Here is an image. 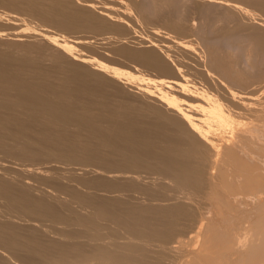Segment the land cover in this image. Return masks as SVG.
<instances>
[{"label": "bare ground", "instance_id": "obj_1", "mask_svg": "<svg viewBox=\"0 0 264 264\" xmlns=\"http://www.w3.org/2000/svg\"><path fill=\"white\" fill-rule=\"evenodd\" d=\"M66 1L64 8L58 3L40 8L33 2L27 11L40 17L42 22L45 21L43 23L49 22L69 30L87 28L90 21L102 22L104 26H95L93 30L104 38V35L122 31L115 14L110 19L111 13L106 12L109 17L102 13L99 15L100 12H92L89 6H73L75 4L70 0ZM180 1L169 0V4L154 1L149 6H137L136 10L143 20L160 17L158 14L166 8L173 9L174 16L165 20L163 27L175 31L181 37L178 39L182 40L196 25L193 21L186 25L187 28L180 24L181 18L177 15ZM251 3L264 11V0H251ZM10 4L15 5L14 2ZM106 13L103 10V14ZM258 25L264 28L263 22ZM260 28L251 26L239 31H251L253 38H250L256 45L252 47L255 49L254 58L264 65V29L260 31ZM228 35L231 34L226 33L223 38H231ZM208 41L200 37L198 47L193 44L199 48L197 54L192 52V42H181L182 45L178 42V46L170 44L171 54L164 50L165 55L175 57V64L182 67L181 71H185L183 73L190 77V81L192 78L191 82L178 78L179 74L169 65L170 61L167 59V63L165 58H159V54L150 48L139 52L133 49L130 59L145 62L148 67L142 64L143 68L151 69L152 73L146 69L149 74L140 72L139 76L131 78L151 82L156 88L151 91L157 94L155 97L158 99L140 92L137 94L140 104L131 99L134 95L131 93L126 96L130 95V99L125 98V94L124 99L103 95L107 85L98 81L105 79L106 71L96 73V68L81 63L57 65L51 59L52 63L45 65L47 59L42 54L33 58L29 55L14 58V54L0 53V150L4 153L22 158L21 161H66L80 165V168L72 169L77 172H84L87 170L85 166H92L94 169L87 173L97 176L101 172L108 173L105 179L112 183L95 176H87L85 180L84 175L82 179L89 188L113 189L115 185L110 179L122 174L126 179L130 177L138 181L136 174L143 169L162 172L159 174L173 177L174 181L194 190L193 194L181 196V192L179 195L172 191L174 187H168V182L173 179L165 181L162 177V187L167 186L174 192L168 193L167 189L166 194L160 193L164 196L162 199L158 193L159 197L153 195L159 199L147 200L145 191V194L139 193L141 196L128 191L131 194L124 195L126 198L122 195H110L108 198L96 193L82 194L84 192L62 184L58 188L57 184L50 187L51 178L50 182L46 179L49 183L44 180L46 185H42L41 181L48 177L47 170L19 163L20 166L16 163L17 168L6 164L7 161L4 163L1 158L0 199L12 207L8 206V210L15 209L19 214L14 216L9 212L7 218L0 220V256H3L0 264H264V69L260 71L262 65H258L259 71L247 74L243 68L240 70L239 65V69L236 68L228 53L222 54L215 48L216 44ZM200 57L206 59L207 66L215 75H219L226 90L220 89L216 80L214 83L201 73ZM61 58L57 55L54 62L58 63ZM256 65L254 69L257 70ZM91 82L96 84L91 85ZM53 166L63 169L62 172L71 171L62 165L49 167ZM53 179L52 183H56ZM130 180L127 184L132 182ZM54 192L69 195L68 200L58 195L57 198ZM62 208L74 214V220L89 224L92 229L96 227L91 218L95 213L115 223L130 237H123L125 232L123 236L118 232L121 237L115 241L97 236L73 238L71 233L72 238L69 239L68 228L76 225L68 224L65 214H61ZM20 213L24 218L17 217ZM40 219L49 220L52 224L39 223ZM221 224H224L223 229ZM83 233L87 235L88 232ZM136 237H147L148 241L149 238L154 239L158 244L161 242L151 252L155 257L144 252L150 250V244L136 242ZM116 245H121V249L122 245H136L145 254L131 257L129 252L126 256L125 252L124 255L116 251ZM111 246L115 250L110 249Z\"/></svg>", "mask_w": 264, "mask_h": 264}, {"label": "rangeland", "instance_id": "obj_2", "mask_svg": "<svg viewBox=\"0 0 264 264\" xmlns=\"http://www.w3.org/2000/svg\"><path fill=\"white\" fill-rule=\"evenodd\" d=\"M1 1H0V53H2L3 55H11L12 54L11 56H13V54H14V56H13L14 58H17L18 56L25 58V55L26 56L29 55V56H31V58H33V57H36V56L42 54V56L46 57V59H47L44 62L45 65H50L52 62L54 64H57V65H66V66L68 64H77V63L80 65V63H81V65H84L86 67H91L92 69L96 68L95 69L96 73H102V72L105 73V71H106L109 74L105 73V79L98 81V82L99 83L101 82L102 84L107 85V87L104 88V90L102 91V94L107 96V97H109V95H110L111 98L114 97L115 99H124V94H125V98L130 99V97L134 94L131 97V99L134 102L137 100V102H138L137 104H140V102H141L140 98L138 97L140 92L142 94L146 95L147 97H149V96L151 98H154L155 96L157 97V94L155 92H153L156 88L154 85H152L151 82H147V81L144 82V81H142L143 80L142 78L141 79L140 78L139 79H137V78L132 79L131 78L134 76H136V77L139 76L140 72H141V74H143V73L149 74L150 73L149 71H151V73H152V70L149 68H148L149 71L146 73V71L148 69L143 68V65H144V67L145 66L148 67V65H145V62L143 64V62L142 63L141 62L139 63V61L135 62L136 61L135 59H133V60H135L133 62V60L130 59V53L133 52V49H135L134 52H137V51L139 52V51H146L150 48L149 49L150 51H154L157 55L159 54L158 55L159 58H165L166 62L168 60L170 61V62L168 61L169 65L171 67L173 66L174 71L177 72L176 74L180 75V76L178 75V78L180 77L181 80H185V81L189 80L190 81V77L186 76V74L183 73L185 71L184 70L181 71L182 67H180L179 65H176L177 62L174 59L175 57H173V58L171 57L172 58L171 59L169 55H165L166 53L168 54V52H169L168 47L170 46V44L178 46L179 45L178 42L181 44L182 40L187 35L188 36L185 38L186 40L185 41L183 40L182 43L185 42V43L191 44V42H192V47H194L193 51H192L193 54L199 53V51H198L199 48L197 49L196 47H198V41H199V38L201 37L202 39H204L206 41L209 40L208 42L212 41L211 43L216 44L215 48L218 50H221L220 52L222 54L228 53L227 55L230 56L231 59H233V61L232 60L231 61L234 63V65H236L237 69H239L238 67L240 66L241 67L240 70L243 68V71L248 72L247 74H250V73L252 74L253 72L256 73V71H259V68H257L258 65H259V67L261 65L263 66V68L261 66L260 71H262L264 69V65L259 64L260 61H259V63H257L256 62L257 58L256 57L254 58L255 49L254 48L252 49V47H254L256 45L254 44V42H252L253 36H251L252 35L250 33L251 31L242 32V33H241V31H239L240 29H245L246 27H251V26H253V28H258V27L260 28V26L258 24H260L261 22L264 23V11L260 10L257 7H254L253 4L251 3V0H181L180 1V7L178 9V11L180 10V12L177 13V15H179L181 18L180 24H182L183 26L185 25L184 27H186V25L190 24L193 21L194 25H196L195 27L193 26L194 28H192L191 32L190 31L187 32V35L184 38H182V40L178 39L181 37L175 31L167 30L163 27V22L165 20L171 18L172 16H174L173 14H175L174 13L175 11L173 9L166 8L163 11H160V13L158 14V16H160V17H157V18L156 17H150V18L143 19V20H142V16L136 10L137 6H139V5L149 6V4L154 2V1L158 2V3L169 4V0H70L71 3L75 4L73 6H89V9H91L92 12H94L96 14H98L100 12L99 15L102 13V15L108 16V17H109V14H107V13H111L110 19L113 18L114 14L118 17L117 18V19H119L118 23H119L123 32L121 31L122 33L120 32L118 34L104 35V36H106L107 39L104 38L101 34H99V32L93 30L95 26H98V25L101 26V24H102V26H104L102 22L98 23L95 21L94 22L88 21L91 24V26H88L89 23H87V26H86L87 28H84V27L83 28L80 27L81 29L80 28H77V29L76 28H74V29L70 28V30H69V28H65V29H67V30H65L64 28H59L58 26L56 27V25H53L52 23H49V22H46L47 24L43 23V22H45L44 20L42 22L41 21L42 19L40 20V17L37 18L35 14H34L35 15L34 16L33 14H31L32 12L30 13V11H27V10H29L31 3H33V2H36L37 6L40 8L51 7V5L54 3H58V5H61L64 8L66 6V2H68L66 0H16V2L14 0H4L6 2H4V1L1 2ZM12 2H14L17 7L14 8L15 5L10 4ZM5 4L8 7H6ZM68 7H70V6H68ZM101 10H102V12H101ZM103 10H104V13L107 12L106 13L107 15L103 14ZM115 15H114V17H115ZM182 15H183V17H182ZM148 19H149V22H148ZM108 21H109V19H108ZM257 21H259V22H257ZM93 23H94V26H92ZM254 24L258 25V27H256V25H254ZM99 27H96V28H99ZM110 27H112V26H109V28ZM71 29H73V30H71ZM116 29H117V27H116ZM262 29H264V28L261 27L258 30L262 31ZM224 31H226L225 34L226 33L231 34V35H228L231 38L224 39L223 38L225 35V34H223ZM234 33L236 35H234ZM248 33H250V34H248ZM246 34H248V35H246ZM256 34H257V32H256ZM206 35L207 36L209 35L208 38ZM219 35L222 36L221 39L223 41L220 39L221 42L219 39H217V38H220ZM241 35H242V37H244L243 39H241L242 38ZM250 36L252 38H250ZM188 39L190 40L189 42H188ZM169 40L171 42H169ZM216 40H218V41H216ZM224 40L227 42H225ZM167 41L169 43H167ZM173 41H175V43L177 45ZM142 42H143V44H142ZM219 42L221 44H219ZM246 42H248V43H246ZM151 44H152V46H151ZM166 44H167V46H166ZM213 44H211V45L214 46ZM243 47H245V48L247 47V48L245 49ZM164 50H165V52L166 51L167 52L165 53ZM222 50H224V51L222 52ZM128 51H129V53H128ZM169 53L171 54V52H169ZM160 54H161V57H160ZM244 54L247 56L246 59H245ZM57 55H61L62 58L59 60L58 63H55L54 59L57 57ZM196 56H199V54ZM20 57H18V58H20ZM250 57H252L253 59L252 58H251L252 60L249 59ZM234 58H235V60H234ZM241 58L242 59L244 58V59L242 60ZM50 59L52 60V62L50 61ZM165 59H162V60H165ZM236 59L238 60L239 63L237 62ZM199 60L201 62L200 63L201 64L200 65L201 66V73H203L204 76H206L207 78L212 80L214 83L217 82L218 86H220V89L226 90L227 88H226L225 84H222L223 81L221 82L220 77H218L219 75H217V74L215 75L214 72L212 71V69L207 66L208 64H206V62H207L206 59H204L203 57H200ZM245 60H247V61H245ZM250 60L252 61L254 67L252 66V63ZM249 62L251 63V65ZM134 63H136V64H134ZM243 63H245V64H243ZM93 65H94V67H92ZM205 65L210 69L207 70L208 68ZM255 65H256L257 70L254 69ZM176 66H177V68H176ZM140 68H141V70H140ZM247 68H249V69L251 68V70H249ZM144 69H145V71H144ZM207 71L209 74L207 73ZM74 75H75V73L73 74V76ZM181 77H184L186 79H183ZM106 78H108V79H106ZM133 80H135V81H133ZM215 80H216V82H215ZM191 81H193L192 78H191ZM220 83H221V85H220ZM90 84L94 85L96 83L91 82ZM136 84H138V85H136ZM151 90H153V91H151ZM130 93H131V96L129 95L128 97H126ZM217 93H218V91H217ZM135 94L136 95L138 94V95L136 96ZM98 97H100V96H98ZM156 97H155V99H157ZM135 98H137V99H135ZM119 101H122V100H119ZM161 102L164 103L163 101H161ZM164 104H167V103L165 102ZM0 151H1L0 152V161L2 158L4 160V161L3 160L2 161L4 163H5V161H7L6 164H8V165H12L15 167H17L19 164H21V165L23 164V166H25V165L30 166L31 165L33 168L37 167V168H41L42 170H47V174H48L47 176L48 177L43 179V181H41L42 185H46L45 184L46 182L49 183L50 182L49 180L51 178V182L49 185H51V184L52 185L50 187H52L54 184H57L55 186L58 188V185L62 184V186L73 187L79 192H81V191L84 192V193L81 192L82 194H95L96 193L95 195L102 194V195H106L108 198L110 195H113V196H115V195L121 196L122 195L123 198H126L124 196L126 194L132 193V194L141 196L142 194L146 193V195H144V197L146 196L145 198L147 200H152L153 198L159 199V198H156V196L158 195V197H159L161 195L160 193H162V192H165L164 194H166L171 187L172 188L174 187L173 188L174 190H172V191H175V193H178L180 195V192H181L182 193L181 196H184L185 194H193L194 193V190L190 189V187H188L187 185H184L183 183L179 182L181 184L180 185L177 180H175V181H177V183H175L173 177L167 176L169 178L168 179L165 175H160V174H162V172H155L154 170L144 171L143 169L141 172L139 171L140 173L138 172L136 174V176L139 179L138 181L134 180L133 178L128 177L129 179H132V180H130L132 182L127 184L129 182V179L127 178L128 179V181H127L125 175L122 174L118 178H111V179L109 178L110 180L113 181V185H115L114 186L115 189L114 188L113 189L101 188V187H90L89 188V186L84 184L83 179L86 180L87 176H89L88 178H94L92 176H95L96 178L101 177L102 179L107 180L108 178L105 179V177H107L108 173L101 172L102 174L98 175V176L95 173H93L94 175L92 173H89V172L87 173V171H92V169H94L92 166H85V168L87 167V170H84V172H83V170L82 171L80 170L78 172L73 170L75 172L74 173L72 171V169L73 168L74 169L80 168L81 167L80 165L71 164V163L66 162V161H65L66 163L64 161L58 162V160H57V162H54V161L52 162V159H48V161H47V159L46 160L42 159V160L32 161V162L29 160L23 159V161H21L22 158H16V156H14V155H12L13 156L12 157L11 154L7 155V153H4L3 150H0ZM9 161L12 163H10ZM34 162H36V163L34 164ZM16 163L17 164L19 163V164L17 165ZM69 164H70V166H69ZM51 165H59V166L62 165L68 169H71L72 172L71 171L70 172L72 173L71 174L72 176H70V174H69L70 172L66 173L65 170L63 171L65 173H63L62 172L63 169L60 170L59 167H55V166L49 167ZM44 167H45V169H44ZM46 167H48V168H46ZM148 171L150 173L152 171L151 174H153V172H154V174L153 175L147 174V173H149ZM144 172H145V175H144ZM82 173H86L87 175L82 174ZM155 173H157L159 176ZM50 174H51V176H50ZM67 174H69L71 179H72L73 175H75L76 177L74 176L75 177V178H73L74 180L73 179L70 180V177L67 176ZM81 174H82V176H81ZM60 175H61V177H60ZM62 175L66 176V177L63 178ZM78 176H80V177H78ZM83 176H84V178H83ZM68 177H69V179H68ZM143 177H145L146 179ZM162 177L165 179V181L166 180L169 181L170 178L173 179V180H170L169 182L167 181L170 185L172 184V186H170L168 184V187H170V188H167V186H164V187H166V189H164V187H162L163 184H161V182L163 183V181H164V179ZM52 178H54L53 180H55L54 182H56V183H52L53 182ZM78 178H81L82 181L80 179L78 180ZM124 178H125V180H124ZM148 178H150V179H148ZM147 179H148V181H147ZM44 180H46V182ZM107 181H109V180H107ZM110 183H112V182H110ZM118 183L119 184L121 183V184L119 185ZM156 184H158V185H156ZM136 185L138 187H136ZM155 185H156V187H155ZM47 186H48V184H47ZM55 186L53 187L54 190L57 189V188H55ZM116 186H117V188H116ZM142 186H144L146 188L143 187V190H142ZM178 186H180V188L182 187L183 189H181V191H180V188ZM184 186H186V187H184ZM120 187H121V190H120ZM139 187H140V190H139ZM128 188H129V190H128ZM161 188H163V189H161ZM187 188H189V189H187ZM103 189H104V191H103ZM156 189L160 192H157ZM167 189H168V191H166ZM176 189H179V190H176ZM185 190H187V191H185ZM189 190H190V192H189ZM106 191H108V192H106ZM109 191H110V193H109ZM128 191H130L131 193ZM143 191H145V193ZM153 191L154 192L156 191V193H154ZM176 191H178V192H176ZM191 191H193V192H191ZM111 192H112V194H111ZM59 193L54 192V194H56V196L58 195L60 198H65L68 200L67 196H69V195H65L61 192H59ZM147 193H149V194L147 195ZM168 193H174V192L169 191ZM153 194H155L156 196H154ZM58 196H57V198H58ZM161 197H164V196L161 195L160 199H162ZM69 198H70L69 200H71V197H69ZM146 202H148V201H145V203ZM8 206L5 203V201L0 199V215L2 216V218L0 216V220L7 218L11 213L14 216H16V214H19V213H17L18 211L15 209L8 210L10 208L12 209V207L9 206L10 207L9 208ZM4 210H6V212ZM8 213H9V215H8ZM63 213L65 215H63ZM61 214L65 217H67L68 224L70 222V224L74 223L76 225L73 228H68L69 230L67 231V236L69 239H71L72 236H73V238H77V237H79V235H80V237H90V236L96 237L97 236L99 238L103 237V238H106L108 240L111 239V240H115V241L119 240V239H117V237H121L124 234L125 235L123 237H125V236L130 237L126 231H124L122 228L120 229L118 226L115 225V223H113L112 221H109V219H104L102 217H99L95 213H93V214L91 213L93 215V216L91 215L93 224L96 225V227H93V229H92V226L89 224H85L82 222H78V220H74L73 219L74 214L69 212L67 209L62 208ZM66 215H68V216H66ZM20 216H21V218H24V216L21 213H20V215H17V217H20ZM38 222L39 223L52 224L49 220L45 221V219H40V220H38ZM103 224L106 226H104ZM82 225L83 226L85 225V227H82ZM221 225H222L221 229H223L222 227H224V224H221ZM82 230L84 231L85 234H86V232H88L87 235H82V233H83ZM106 230H107V232H106ZM73 231H75V232H73ZM76 231H78V234ZM113 231H115V232H113ZM97 232H98V234H97ZM118 232H120L121 236H119L120 234ZM123 232H125V233L123 234ZM71 233H73L74 235H72ZM103 234H106L105 235L106 237ZM69 236H71V237H69ZM114 236H116V237H114ZM136 238L135 239L133 238L136 242L137 241L139 243L142 242V243H145L147 245L150 244L149 245L150 250H148V251L144 250V252L145 253L147 252L146 253L147 256L149 254V256L155 257V255L152 254L151 252H154L157 249L156 245L159 246L161 242H159V244H158V242H156V241H154V239L152 240L150 238H149L150 241H148L147 237H143V239H142V237L140 239H139V237L137 239ZM154 244H155V246H154ZM122 246H124V247H122V249H121V245L115 246L117 249L116 251L119 253L121 252L120 254H124V252H125L126 256H127L128 255L127 253L130 252L131 254H129L128 256L131 255V257H137L138 255L143 256V255H141L144 253V252H142L143 250H140V248H138L136 245L135 246L131 245L132 247L130 245H127V246L122 245ZM129 246L131 248H129ZM115 247L111 246L109 248L115 250ZM133 248L136 250H134ZM137 249H139V251ZM128 250H130V251H128ZM146 255H144V256H146ZM0 257L2 259L3 256H0ZM152 259H154V258H152ZM3 262L6 263L7 261H4V259H3Z\"/></svg>", "mask_w": 264, "mask_h": 264}]
</instances>
